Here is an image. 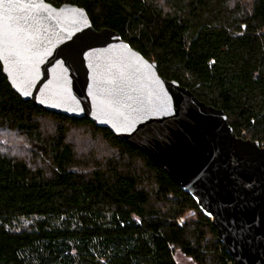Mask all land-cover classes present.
Masks as SVG:
<instances>
[{
    "label": "trees",
    "instance_id": "trees-1",
    "mask_svg": "<svg viewBox=\"0 0 264 264\" xmlns=\"http://www.w3.org/2000/svg\"><path fill=\"white\" fill-rule=\"evenodd\" d=\"M45 1L83 8L96 30L119 33L161 77L264 147V0ZM77 129L111 152L77 146ZM190 212L197 218L186 220ZM178 254L234 264L211 219L162 168L86 118L24 101L0 63V264H178Z\"/></svg>",
    "mask_w": 264,
    "mask_h": 264
},
{
    "label": "water",
    "instance_id": "water-1",
    "mask_svg": "<svg viewBox=\"0 0 264 264\" xmlns=\"http://www.w3.org/2000/svg\"><path fill=\"white\" fill-rule=\"evenodd\" d=\"M0 63L14 92L138 148L198 203L234 264H264V147L224 111L160 76L116 31L45 0H0Z\"/></svg>",
    "mask_w": 264,
    "mask_h": 264
},
{
    "label": "rangeland",
    "instance_id": "rangeland-1",
    "mask_svg": "<svg viewBox=\"0 0 264 264\" xmlns=\"http://www.w3.org/2000/svg\"><path fill=\"white\" fill-rule=\"evenodd\" d=\"M71 138L73 139L74 143L77 144V146H79L81 143L83 149H86L87 151L89 150V152L93 151V152H96V153L98 152L101 154H107V153L109 154L111 152L109 147L106 144H104L103 141L95 139V137L89 134L88 131H86V129H77L76 131H72ZM3 139L9 142L8 144L9 146L15 147V148H10V149H16L19 152L24 149L27 150V148H25L23 145L24 141L22 139L20 140L17 138H13L12 136H9V137L7 136L6 138L5 135H3ZM196 218H197L196 214L193 212H190L189 214H187L185 219L192 220ZM177 260H178V264H195V262L184 257L181 254L177 255Z\"/></svg>",
    "mask_w": 264,
    "mask_h": 264
}]
</instances>
